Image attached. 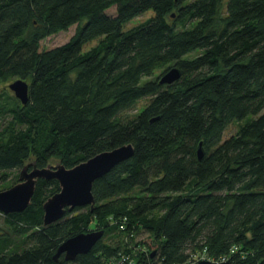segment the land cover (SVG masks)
Returning <instances> with one entry per match:
<instances>
[{
	"label": "trees",
	"instance_id": "1",
	"mask_svg": "<svg viewBox=\"0 0 264 264\" xmlns=\"http://www.w3.org/2000/svg\"><path fill=\"white\" fill-rule=\"evenodd\" d=\"M169 63L177 80L145 78ZM10 77L29 90L24 104L0 96V180L29 162L70 168L128 143L134 153L93 182L92 209L46 226L59 184L39 178L23 211H0L24 244L6 251L0 233V264H186L202 252L264 264V0H0V81ZM92 230L103 234L88 252L54 259ZM142 232L149 246L134 241Z\"/></svg>",
	"mask_w": 264,
	"mask_h": 264
},
{
	"label": "water",
	"instance_id": "2",
	"mask_svg": "<svg viewBox=\"0 0 264 264\" xmlns=\"http://www.w3.org/2000/svg\"><path fill=\"white\" fill-rule=\"evenodd\" d=\"M180 76V69L172 66L161 75L158 83L169 84ZM8 87L21 103L27 102L29 83L26 80L16 78ZM133 153V146L128 143L97 153L70 168H66L58 161L41 168L32 162L26 163L18 172V181L0 190V211L4 213L23 211L30 203L39 178L56 179L59 184V190L43 202V225L57 222L64 216L66 210H72L74 207L89 206L92 209L95 203L91 191L93 182L120 162L131 158ZM197 154L201 158L203 154L201 143L198 145ZM102 234V230H92L69 237L58 246L53 257L57 259L63 255L66 261H73L78 254L88 252ZM193 264H228V261L199 259Z\"/></svg>",
	"mask_w": 264,
	"mask_h": 264
},
{
	"label": "rangeland",
	"instance_id": "3",
	"mask_svg": "<svg viewBox=\"0 0 264 264\" xmlns=\"http://www.w3.org/2000/svg\"><path fill=\"white\" fill-rule=\"evenodd\" d=\"M152 14L151 11H147L133 19H131L128 23H126L125 28H129L143 20H145L147 17H149ZM77 30V24H74L72 26H70L68 29L66 30H62V31H58L52 35H49L45 38H43L40 42H39V49L40 50H44V49H48L57 45H60L64 42H66L67 40H69V38H71L73 36V34L75 33V31ZM96 43V40H92L90 41L86 46L85 49H87L88 47L94 45ZM172 66V63L163 65V66H159L156 67L153 71L152 74L149 77H145L146 79H159L161 77V75ZM16 78L15 77H10L7 80H2L0 81V96H12L14 98V92L8 87V85L14 81ZM17 99V98H16ZM9 101L11 102V99H9ZM147 102V98H143L141 100H139L137 102V105L135 107V109L127 112L128 115H132L134 114L136 111H139ZM7 119H4V121H6ZM3 123V119H0V127ZM236 126L231 124L224 132L223 137H227L228 135H230L231 133H233L235 131ZM55 162H57V160H52L50 163L54 164ZM20 169L17 170H12L9 171V174L7 175L6 178H4L3 180H0V187L6 186L8 184H10L13 181V177L14 175H17ZM8 172V171H7ZM0 233L3 234L4 236H6L5 241L2 242V246L4 247L6 243H8V246L6 251H10V249L15 248L16 246H23V237L12 233L11 230L9 228H7L4 223H3V218L0 216ZM135 242H146V246H149V239H148V235L147 233L142 232L141 234H138L136 236V238H134ZM1 247V246H0ZM2 250H0L1 252ZM204 259L210 260V261H217L213 258L210 257H206Z\"/></svg>",
	"mask_w": 264,
	"mask_h": 264
},
{
	"label": "built area",
	"instance_id": "4",
	"mask_svg": "<svg viewBox=\"0 0 264 264\" xmlns=\"http://www.w3.org/2000/svg\"><path fill=\"white\" fill-rule=\"evenodd\" d=\"M120 228H122V226L120 225ZM135 248H138L139 250L143 251L144 253H146V247H139V246H136ZM205 258V255H204V252L198 254V255H195V256H192V258L189 259V261L186 263V264H193L194 262L198 261L199 259H204ZM220 261H225V258L224 257H221L220 259L217 260V262H220ZM133 263V259H131L129 257V255H122L119 259V262L118 264H132Z\"/></svg>",
	"mask_w": 264,
	"mask_h": 264
}]
</instances>
